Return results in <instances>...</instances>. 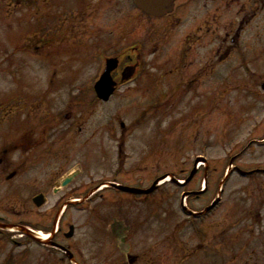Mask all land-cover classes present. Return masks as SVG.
Here are the masks:
<instances>
[{"label":"rangeland","instance_id":"rangeland-1","mask_svg":"<svg viewBox=\"0 0 264 264\" xmlns=\"http://www.w3.org/2000/svg\"><path fill=\"white\" fill-rule=\"evenodd\" d=\"M28 1L0 0V145L15 151L11 163L22 154L41 160L0 185V215L50 239L0 231V264H264V0H181L162 18L138 12L133 0H92L98 8L70 37L56 19L40 33L36 0ZM135 43L137 77L97 105L94 88ZM66 49L90 63L67 62ZM85 86L92 105L70 117ZM156 181L145 196L106 188ZM40 193L46 203L36 206ZM219 196L203 220L180 209V199L202 210Z\"/></svg>","mask_w":264,"mask_h":264},{"label":"flooded vegetation","instance_id":"flooded-vegetation-1","mask_svg":"<svg viewBox=\"0 0 264 264\" xmlns=\"http://www.w3.org/2000/svg\"><path fill=\"white\" fill-rule=\"evenodd\" d=\"M68 1H71V3H72L71 9L67 8V6H66ZM91 1L92 0H36L35 15L38 18L37 20H38L39 32L40 33L44 32L43 31L45 29L44 20L47 19V18L50 19V20L56 19L59 22L64 23V24L68 23L69 24V28L67 29V32H66L68 37H70L72 35V33L75 32L76 30H82L81 26L83 24L85 25V23H86L85 22L86 21V15L91 12L93 7L96 8V9L98 8V6L95 7V5H92ZM24 3L27 4L28 0H25ZM177 3H176V5H177ZM175 7L176 6L174 5V7H173L174 10H175ZM137 10H138V12H140L139 9H137ZM219 10H220V8H217V11H219ZM69 12H71V16H69ZM168 14H170V13H168ZM241 28L242 27H240L239 30H238V34H237L238 36H239ZM101 33H103V32H101ZM234 40L235 39H232V42ZM226 41H228V38H226ZM100 45H101V51H100V54L98 56H100L101 59H103V46H102L103 45V34L100 35ZM67 49L64 51V53H67L69 55V60H67V62L78 61V62H80V63H82L84 65L86 63H88V62L90 63L91 59L90 58L86 59L85 56H82V58L79 57L78 59H75L71 55V54H73V52L71 53V51H69ZM131 52L136 54V56H137L136 60L132 59L131 57H129V55H131ZM140 52H141V47H139V45L136 44V43L133 44V45L126 46L125 48H123L119 52L117 63H115L113 65L114 67H110L109 68V69L113 68L111 70L110 74H109V77H110V81L112 83V87L114 88V93H116V91L119 89V87L122 85V83H124V80L125 79H131V76L135 75V72H136V77H137L138 67H139V65H142L141 62L138 63V61L140 60L139 57H138ZM120 57H124V59H121ZM122 62L128 63V64L122 66ZM178 67H180V66H178ZM53 72H54V74H59L58 73V69H53ZM69 72L71 73L70 75H68L67 69H62V73L65 74L67 77H74L73 74L76 71L75 72L69 71ZM87 88L88 87L85 86L82 89L77 91L78 95L71 102V110H70L71 114H70V117L71 116H73V117L76 116L75 115V111H77L76 108L78 110H81L80 114H82L86 110L85 106L92 105V103L86 102L87 99H86L85 96L90 93V91H88ZM94 90H95L94 91L95 94L98 93V91H97L98 87L94 88ZM95 98L99 100L98 94H96ZM83 101H85V102H83ZM101 103H103V101L99 100L97 102V105H100ZM88 110H90V109H88ZM30 113H31V111H30ZM31 114L33 116V119H35L33 112ZM58 115H65V114L59 113ZM64 117H65L64 121H66V118L69 119V115L64 116ZM73 121H74V123H76L75 119H73ZM33 122H34V120H33ZM0 123H1L0 125L4 124L3 121H0ZM75 125L79 129L75 128V130H73V135H79L78 133L83 131V127L81 125H77V124H75ZM61 128H62V126H61ZM61 128L59 130H63ZM60 132H62V131H60ZM24 137H26V133L25 132L22 133L20 138H24ZM6 140H9V139H6ZM65 142H71V140L65 139ZM37 145H40V144H37ZM2 147H3V144L0 145V185L10 184V183L15 184L17 182V180L21 176H23V174H25L26 171H28V169H30L32 167L33 164H35L36 162H39L41 160V159H39L38 156H36L34 158V156H32V155L30 157H28L27 154H22V155H19V157H20L19 160L13 161L14 163H11V161H10L11 160V156L10 155L13 154L15 151L10 153L9 149L2 148ZM17 149H16V151H17ZM100 150H103V146L100 148ZM25 152L27 153V151H25ZM100 152L103 153V151H100ZM9 153H10V155H9ZM14 164H15L16 167H14L13 171L11 172V169L13 168L12 165H14ZM75 177H76V175H73V179H72L71 182H73ZM102 184H103V182L99 183L98 186H96V188L101 186ZM129 186L133 187V185L131 186V184ZM143 189H146V188H143ZM12 194L15 195L14 192ZM40 195H44V194L40 193ZM37 196H39V195H36V196H34L32 198V202L34 204H35V202H34L35 198ZM143 196H145V195H143ZM190 198L191 197H189L188 200H190ZM147 199L148 198H146V200ZM178 201H179V199H178ZM182 201L183 200H181V199L179 201L180 202V204H179L180 205V209L182 210V212L186 216V218L192 219V221L203 220L212 212L211 211L209 213L201 215V213L204 212L210 205L206 206L202 210H194V209L189 208V205H186L187 211H185L181 207ZM216 207H218V206H216ZM0 208H2V205L0 206ZM34 214H37V213H34ZM197 214H199V215H197ZM21 215L22 216H27V213H21ZM0 224H15V225H20V226H26V221H25V219L21 218L18 221H13L12 222V221L8 220L5 216L0 215ZM53 227H54V224H53ZM0 231L2 233H4V234L8 232V231L3 230L1 228H0ZM59 231L62 232L61 228H58V232ZM64 233L65 232H63V234ZM185 248L187 249V247H183V246L180 245V246L177 247V250L183 251V250H186ZM246 264H262V261H260V259H258L257 263H255L254 260H253V262L252 261H247Z\"/></svg>","mask_w":264,"mask_h":264},{"label":"water","instance_id":"water-1","mask_svg":"<svg viewBox=\"0 0 264 264\" xmlns=\"http://www.w3.org/2000/svg\"><path fill=\"white\" fill-rule=\"evenodd\" d=\"M175 1H177V0H133L134 4L139 9L143 10L146 14L151 15V16H155V17H161V16L165 15L166 13L170 12L173 9V4L175 3ZM112 69H108L106 71V74L104 75L103 80L98 84V88H99L98 94L101 98H103L104 101L109 100L111 94H113V92H114V89L112 87V83H111L110 77H109V74H110ZM192 173L194 174L195 170ZM240 173H242L243 175H246V173H243L241 171H240ZM190 179L191 178H189V180ZM189 180H187V181H189ZM70 181H71V178L66 179L63 182L62 186H66ZM157 183H158V181L155 182L153 187H151L150 189H147V190L138 189V188H131V187L123 186V185H118L115 183H112V186H114L120 190L130 192V193L146 194V193H150V192L154 191L156 189ZM35 201H36L37 205L40 206L43 204V197L39 196L35 199ZM216 203H217V201L212 206H214ZM212 206L210 208H212ZM1 227H8V226L2 225ZM22 230L25 231L28 235L35 238L37 241H41L29 229L22 228ZM73 232H74V227L72 226L70 229V233L66 234V236L70 237L71 235H73ZM53 244H54V246L59 247L60 249H62L64 251H68L65 247H63V246H61L55 242ZM68 253H69V257L71 259H73L74 258L73 253H71L69 251H68Z\"/></svg>","mask_w":264,"mask_h":264},{"label":"bare ground","instance_id":"bare-ground-1","mask_svg":"<svg viewBox=\"0 0 264 264\" xmlns=\"http://www.w3.org/2000/svg\"><path fill=\"white\" fill-rule=\"evenodd\" d=\"M114 233L117 235V236H121L124 231H120L117 227L114 229ZM39 235V238L43 241H48V239H50V236L49 234H46V233H42V232H38L37 233Z\"/></svg>","mask_w":264,"mask_h":264}]
</instances>
